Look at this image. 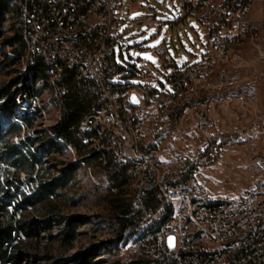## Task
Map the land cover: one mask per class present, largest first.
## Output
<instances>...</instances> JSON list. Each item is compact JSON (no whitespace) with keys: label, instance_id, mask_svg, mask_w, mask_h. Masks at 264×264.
Returning <instances> with one entry per match:
<instances>
[{"label":"rangeland","instance_id":"374dc122","mask_svg":"<svg viewBox=\"0 0 264 264\" xmlns=\"http://www.w3.org/2000/svg\"><path fill=\"white\" fill-rule=\"evenodd\" d=\"M122 1L124 17L119 25L120 32L130 28L134 18L143 15H155L156 19L163 20L164 25L142 24L137 30L128 31L115 47V59L122 71L110 81L123 86L150 83L154 89L170 88L169 78L175 66L184 68L201 57L205 36L200 23L193 19L188 24H168L167 21L180 12L179 0ZM261 8L262 3L256 1L250 13L257 35L245 39L234 52L233 59L215 68V74L223 73V83L220 88L201 97L207 101L210 140L199 130L190 114L170 116L161 112L156 103L147 101L142 108L133 111L141 119L145 144L155 147L157 158L168 171L171 182L187 183L191 187L192 202L217 204L231 213H239L264 199L263 68L257 56V49H264ZM8 25L9 22L4 24L3 31ZM164 41L173 65H167L154 51ZM19 62L17 69L23 71L25 63ZM139 67L147 68L150 77L139 76L136 73ZM131 70L135 74L130 73ZM13 77L0 76V85ZM36 88L40 89L39 94L32 102L27 99L25 91L16 97L18 107L26 112L32 108L35 110L37 116L32 126L26 127L16 113L13 123L19 125L21 131L4 140L27 157H30L29 151L35 152L34 148L27 146V139L37 135L51 137L50 127L60 114L54 105L52 89L39 79ZM9 125L4 117H0L2 134ZM206 157L208 159L200 163ZM43 160V164L37 165L31 173L17 172L15 168L0 163V179L4 182L7 176V189L13 195L5 201L8 215L30 223L28 234L13 233L8 252L18 260L17 264H60L64 259L72 260L68 264H80L86 256L90 261L85 264H117L140 253L136 235L113 243L114 234L102 200L103 189L110 184L94 163L81 165L75 170L58 200L34 202L39 178L47 181L62 177L68 165L78 158L72 148L66 147L62 153L46 156ZM25 198L33 204H25ZM177 210L175 207L173 214ZM3 216L0 212V220L4 219ZM146 218L150 223L153 216L148 214ZM68 222L75 225L74 239L61 241L59 238L63 237L62 231ZM44 227L50 228L46 230Z\"/></svg>","mask_w":264,"mask_h":264},{"label":"built area","instance_id":"2783aa9c","mask_svg":"<svg viewBox=\"0 0 264 264\" xmlns=\"http://www.w3.org/2000/svg\"><path fill=\"white\" fill-rule=\"evenodd\" d=\"M179 1L180 12L168 24L197 20L205 43L201 57L194 64L184 68L175 66L169 78L170 88L154 89L150 83L123 86L110 81L122 71L115 59V47L128 31L137 30L142 24L164 25L155 15H143L134 18L131 27L120 32L124 17L122 0H22L25 55L20 61L25 65L34 64L36 58L42 61L57 108L64 92L61 81L65 70L73 71L79 81L102 92L108 107L93 110L83 120L79 127L82 144L98 153H111L121 164L132 165L137 185V196L132 202L135 210L143 208L148 192L178 208L154 233L160 249L175 264H264V199L239 213L228 212L217 204L192 202L191 187L171 182L155 147L145 144L141 119L126 108L120 109L121 100L135 108H142L146 101L156 103L161 112L170 116L190 114L208 140L212 137L207 101L201 97L223 83V73L215 74V68L233 59L245 39L257 35L250 13L253 3L260 1L264 15V0ZM154 51L167 65H173L165 41ZM257 56L263 68L264 122V49H257ZM136 73L150 77L145 67L137 68ZM132 93L139 100L136 106L129 101ZM34 99L31 97L29 101ZM18 108L20 118L37 116L33 108L28 112ZM207 159H201L200 163ZM168 237L174 239L172 248L168 246Z\"/></svg>","mask_w":264,"mask_h":264},{"label":"trees","instance_id":"16d2710c","mask_svg":"<svg viewBox=\"0 0 264 264\" xmlns=\"http://www.w3.org/2000/svg\"><path fill=\"white\" fill-rule=\"evenodd\" d=\"M23 15L22 0H0V76L14 75L9 81L0 85V117H4L10 123L3 134L0 132V163L15 168L17 172L31 173L37 165L43 164V159L46 156L60 154L66 147L72 148L78 160L70 163L63 176L58 179L45 181L39 178V189L38 193L35 194L34 202L50 201L51 203L58 200L61 191L73 178L75 170L81 165L90 166L94 163L105 174L110 184L103 189L102 200L109 219V227L112 228L114 234L113 243L125 240L129 236L136 235L138 237L140 253L117 264H175L160 249L154 236L155 231L172 217L175 206L165 204L154 192H148L143 199V208L135 210L132 202L137 196V185L132 165L130 163L121 164L116 161L111 153H98L89 146L82 144L79 127L83 120L93 110L108 107V100L98 88L79 81L73 71L65 70L61 81L64 92L60 97L61 103L58 107L60 114L57 121L50 127L51 137L42 138L37 135L34 138H28L27 146L35 150V152L29 151L30 157L23 155L8 141H4L9 135H18L21 131V127L13 123L16 113L26 127H31L34 121V118L31 117L20 118L16 104L17 94L25 91L27 99L38 96L40 90L36 88L38 79L45 86H49L44 74L45 67L40 59H34V64L26 63L25 72L17 69V66H20V58L25 55L22 38L25 28ZM6 22H9V25L6 31H3ZM130 73L135 74L132 70ZM12 87L15 88L12 89ZM123 108H127L132 113L135 109L132 105L121 100L120 109ZM8 184L7 176L4 182L0 179V212L4 215V219L0 220V264L7 262L17 264L18 260L11 257L8 252L13 241V233L28 234L29 228L27 226L30 223L15 220L8 215L6 209L8 204L5 201L10 200L13 196L7 189ZM24 202L28 205L33 204L28 198H25ZM148 214L153 216L150 223H147L149 219L146 216ZM44 228L48 230L50 227ZM74 229V223L68 222L67 227L62 231L63 237L59 240H73ZM69 261L72 260L64 259L60 264H68ZM89 261L86 256L83 257L80 264Z\"/></svg>","mask_w":264,"mask_h":264},{"label":"water","instance_id":"95a60500","mask_svg":"<svg viewBox=\"0 0 264 264\" xmlns=\"http://www.w3.org/2000/svg\"><path fill=\"white\" fill-rule=\"evenodd\" d=\"M164 0H160V2H163ZM129 101L133 104V105H138L139 104V100H138V98H137V96L135 95V94H131L130 95V97H129ZM167 243H168V246L170 247V248H172L173 247V245H174V239H173V237H168V239H167Z\"/></svg>","mask_w":264,"mask_h":264}]
</instances>
